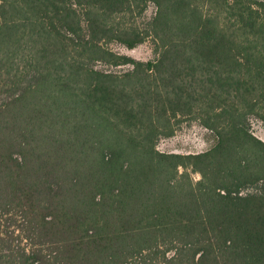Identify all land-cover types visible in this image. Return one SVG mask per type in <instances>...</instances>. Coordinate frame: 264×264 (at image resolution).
I'll return each mask as SVG.
<instances>
[{"label":"trees","instance_id":"16d2710c","mask_svg":"<svg viewBox=\"0 0 264 264\" xmlns=\"http://www.w3.org/2000/svg\"><path fill=\"white\" fill-rule=\"evenodd\" d=\"M177 116L215 143L159 151ZM253 118L263 0H0V264H264Z\"/></svg>","mask_w":264,"mask_h":264},{"label":"rangeland","instance_id":"374dc122","mask_svg":"<svg viewBox=\"0 0 264 264\" xmlns=\"http://www.w3.org/2000/svg\"><path fill=\"white\" fill-rule=\"evenodd\" d=\"M264 1V0H263ZM155 5L148 3L146 10L140 17H135L134 21L142 25V21L148 20L155 13ZM116 52L129 55L137 60L146 61L155 56L153 44L147 39L144 42L132 47H125L117 42H111L108 45ZM96 67L114 73H122L129 69V65L109 66L98 62ZM163 132H170L167 135L161 134L157 138L156 148L163 152L175 153H198L209 149L216 141L214 134L203 127L193 116H177L170 118L160 124ZM251 128L255 136L264 141V124L253 118ZM195 179L199 178L197 173H191Z\"/></svg>","mask_w":264,"mask_h":264}]
</instances>
